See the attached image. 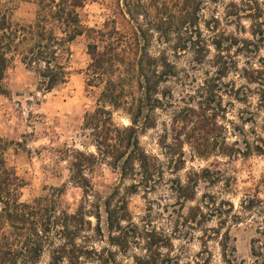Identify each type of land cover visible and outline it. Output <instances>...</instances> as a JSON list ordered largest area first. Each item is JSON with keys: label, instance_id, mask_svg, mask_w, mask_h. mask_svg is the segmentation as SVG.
<instances>
[{"label": "trees", "instance_id": "obj_1", "mask_svg": "<svg viewBox=\"0 0 264 264\" xmlns=\"http://www.w3.org/2000/svg\"><path fill=\"white\" fill-rule=\"evenodd\" d=\"M16 1L36 6L33 21L13 23L11 11ZM88 1L0 0V95L9 94L4 81L15 56L36 78L42 94L64 86L71 75L70 46L84 35L89 39L88 63L83 71L85 84L99 91L95 108L84 114L80 128L84 138L81 146L92 147L94 152L73 146L60 151L69 174L61 188L30 203L20 202L25 184L15 169L7 165L9 143L0 140V264H39L44 253L48 254L47 264H82L90 260L97 264H126L118 261L117 255H125L131 248L140 253L131 256L130 264H170V235L149 224L134 223L127 197L140 191L147 196L166 188V196L172 197L182 211L184 203L195 200L197 186L208 173L192 171L184 180L178 176L184 169V146L199 157L239 154L226 144L223 128L218 124V83L231 67L222 66L218 62L221 56L217 55V66L221 67L215 75L203 81L193 94L176 100L169 85L178 78L176 65L166 50L157 54L151 51L154 35H159L175 56L190 51L194 62L201 65L209 53L199 28L204 0H145L152 13L141 0H122L120 16L127 27L120 28L111 20L101 28L85 29L79 11ZM229 6L234 9L231 16L240 18V4L232 0ZM251 35L259 34L252 31ZM260 41H264L262 34ZM261 66L244 69L240 75L248 83L264 87V63ZM163 112H169L170 119L163 124L157 143L160 158L143 149L139 136L155 129L158 113ZM114 113H121L129 124H116ZM101 166L116 172L122 184L130 182L123 187V193L115 187L102 198L96 191L92 180ZM166 174L172 178L166 179ZM67 185L81 192L72 212L60 202ZM243 204L241 208L249 210L253 202ZM204 206L209 209L207 202ZM228 206L233 211V206ZM205 219L204 210L194 206L189 208L184 221L199 225ZM260 234L264 239V231ZM263 239L253 241L252 253L255 258L263 257L264 264ZM105 240L117 250L95 247ZM220 248L224 263L232 264L226 256V245L223 243Z\"/></svg>", "mask_w": 264, "mask_h": 264}, {"label": "rangeland", "instance_id": "obj_2", "mask_svg": "<svg viewBox=\"0 0 264 264\" xmlns=\"http://www.w3.org/2000/svg\"><path fill=\"white\" fill-rule=\"evenodd\" d=\"M230 1L204 0L199 28L209 53L201 65L194 62L190 51L175 56L159 35H154L152 43V53L166 50L177 67L178 78L169 83L176 100L193 94L203 81L215 75L221 67L217 66V55L221 56L218 62L222 66L231 67L218 83V124L223 128L226 144L239 151L233 157L219 154L199 157L184 146V169L178 176L184 180L192 171L208 173L203 176L206 180L197 186L195 200L184 203L182 211L172 197L166 196V188L147 196L140 191L127 197L134 223L149 224L170 235L173 246L170 264H225L220 248L223 243L232 264H263V257L255 258L252 247L255 239H263L260 232L264 231V98L261 97L264 87L248 83L240 72L260 68L264 63V41H260V34L264 36V0H234L243 9L240 18L231 16L234 9L229 6ZM141 2L152 13L151 6L145 0ZM120 9L122 0H90L79 11L81 25L97 29L105 21L115 20L118 27H127ZM35 16L36 6L32 2L13 3V23L27 24ZM252 31L259 35L252 36ZM88 43L84 35L71 44L69 80L46 94L38 91L36 78L24 68L19 56L9 64L4 81L9 94L0 95V140L9 143L5 154L7 165L15 169L25 184L20 195L22 203H30L67 182V166L60 158L64 147L94 152L92 147L81 146L84 138L80 130L84 114L95 108L99 94L98 89L87 88L85 84ZM169 117V112L158 113L157 127L140 133V145L147 153L161 158L157 143ZM113 119L118 125L129 124L121 113H114ZM165 178L172 177L166 174ZM92 182L102 198L115 187L123 193V187L130 183L122 184L117 173L105 166H101ZM80 197L79 189L67 185L60 202L72 212ZM206 202L209 209L204 206ZM241 202L244 206L253 202L252 208L242 209ZM228 203L233 206L231 212ZM194 206H200L206 213L205 221L199 225L184 221L189 208ZM102 228L106 236L104 224ZM106 242H97L95 247L117 250ZM138 253V249L131 248L125 255L118 253L117 260L130 264L131 256ZM47 263L48 254L44 253L39 264ZM82 264L97 263L90 260Z\"/></svg>", "mask_w": 264, "mask_h": 264}]
</instances>
